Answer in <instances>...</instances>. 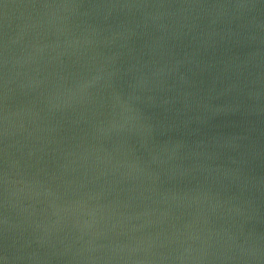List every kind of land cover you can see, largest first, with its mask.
Instances as JSON below:
<instances>
[{
	"label": "water",
	"instance_id": "water-1",
	"mask_svg": "<svg viewBox=\"0 0 264 264\" xmlns=\"http://www.w3.org/2000/svg\"><path fill=\"white\" fill-rule=\"evenodd\" d=\"M0 264H264V0H0Z\"/></svg>",
	"mask_w": 264,
	"mask_h": 264
}]
</instances>
